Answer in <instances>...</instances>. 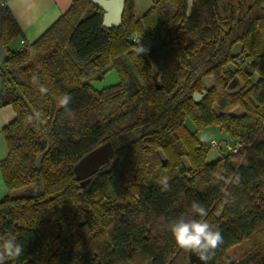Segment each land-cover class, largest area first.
Wrapping results in <instances>:
<instances>
[{
	"label": "trees",
	"instance_id": "obj_1",
	"mask_svg": "<svg viewBox=\"0 0 264 264\" xmlns=\"http://www.w3.org/2000/svg\"><path fill=\"white\" fill-rule=\"evenodd\" d=\"M2 2L0 108L10 106L14 118L1 130L0 236L14 235L24 249L5 264H188L170 227L200 219L193 201L223 236L207 264H264V0H193L189 15L187 0H156L139 19L126 0L121 25L107 29L89 0H72L20 51L8 48L21 31ZM134 35L151 45L139 55ZM109 67L120 83L94 91L87 81ZM235 78L242 89L229 93ZM64 94L71 114L58 106ZM35 113L43 124L26 122ZM186 119L241 147L207 162ZM106 142L113 157L82 189L73 166ZM216 173L240 182L213 183ZM242 242L250 251L233 263L227 253Z\"/></svg>",
	"mask_w": 264,
	"mask_h": 264
},
{
	"label": "clouds",
	"instance_id": "obj_2",
	"mask_svg": "<svg viewBox=\"0 0 264 264\" xmlns=\"http://www.w3.org/2000/svg\"><path fill=\"white\" fill-rule=\"evenodd\" d=\"M9 6H11V0ZM135 51L139 55L141 52H144L145 49L138 46ZM32 82L33 84H39L38 76L33 75ZM39 91L44 94L47 93L48 89L40 85ZM71 99L70 95L64 94L60 96L57 101L58 106L65 109L69 114H71V110L68 108V105L71 103ZM34 121H39L40 124L44 123L40 113L26 116V122L28 124H32ZM168 180L169 177L165 175L158 181L162 186V191L168 190ZM220 182L225 185L238 184L240 182V177L238 174L226 177L221 173H216L213 183ZM223 191L225 196L223 203L228 204L230 202L228 197H230L231 194L227 190ZM190 211L193 216H199L200 219H185L181 217L171 224L170 231L176 245L180 249L194 253L201 261L207 264V261L215 255V250L223 244V236L218 228H215L204 219L207 217L208 212L201 203L193 201L190 206ZM23 253L24 249L17 243L14 235L7 234L5 236H0V264H5L7 259L19 258Z\"/></svg>",
	"mask_w": 264,
	"mask_h": 264
},
{
	"label": "water",
	"instance_id": "obj_3",
	"mask_svg": "<svg viewBox=\"0 0 264 264\" xmlns=\"http://www.w3.org/2000/svg\"><path fill=\"white\" fill-rule=\"evenodd\" d=\"M90 3L103 12L102 27L115 28L121 25L122 15L126 0H89ZM193 5V0H187L186 14L189 15ZM8 55L1 43V4H0V63L7 59ZM152 80L154 84H158L156 72L152 68ZM88 85L96 92H102L110 89L120 83L116 71L109 67L102 72L100 77H92L87 81ZM242 89V84L235 78L227 86L229 93H235ZM203 96L195 94L193 101L198 102ZM115 153L114 145L106 142L95 148L91 152L84 155L72 168L73 174L82 189H85L92 176H94L100 168L109 164ZM45 152L36 160V167L39 169L41 160ZM219 214L216 215V218ZM188 264H204L194 253L187 251Z\"/></svg>",
	"mask_w": 264,
	"mask_h": 264
},
{
	"label": "crops",
	"instance_id": "obj_4",
	"mask_svg": "<svg viewBox=\"0 0 264 264\" xmlns=\"http://www.w3.org/2000/svg\"><path fill=\"white\" fill-rule=\"evenodd\" d=\"M72 0H3L14 18L21 35L8 43L11 51H20L34 43L71 5ZM144 2V3H143ZM156 0H130L132 14L139 19ZM145 4V6H144Z\"/></svg>",
	"mask_w": 264,
	"mask_h": 264
},
{
	"label": "rangeland",
	"instance_id": "obj_5",
	"mask_svg": "<svg viewBox=\"0 0 264 264\" xmlns=\"http://www.w3.org/2000/svg\"><path fill=\"white\" fill-rule=\"evenodd\" d=\"M134 1L136 2L137 0ZM138 1L140 3L141 0ZM134 37L136 39V43L142 48H149L151 46L149 40L145 36L134 35ZM233 53L240 54V48L238 47V45L234 46ZM230 68L234 70L233 66H231ZM256 80H257V76L254 75L252 77V82L254 83L256 82ZM206 83H209V85H211V82L210 81L208 82V79ZM209 85H205V86L208 87ZM232 114H234L235 116L241 115V111L236 110ZM13 118H14V113L10 106L0 108V162L4 160L7 156V147L1 135V130L5 125H7L11 120H13ZM185 127L189 131V133L195 136L196 140L201 146L206 147L208 149L209 153L207 157V162L209 163L217 160L219 157H221V154L223 155L228 154L229 151H227L226 149L227 145L234 146L233 141L229 140L226 134L224 133V131L220 130L218 127H211L202 130H197L194 124L191 123V121L188 119H186L185 121ZM210 140H214L218 144V148H211L209 146ZM20 192L21 191L15 193L19 194ZM6 194H7V190L3 184L1 171H0V200L4 196H6ZM249 251L250 249L248 245L242 242L237 246L233 247L232 249H230L227 255L228 258L231 260V262L236 263L247 253H249Z\"/></svg>",
	"mask_w": 264,
	"mask_h": 264
},
{
	"label": "built area",
	"instance_id": "obj_6",
	"mask_svg": "<svg viewBox=\"0 0 264 264\" xmlns=\"http://www.w3.org/2000/svg\"><path fill=\"white\" fill-rule=\"evenodd\" d=\"M132 40H133V42L136 43V39H135V37H133ZM241 61H242V60H240V62H241ZM209 146H210L211 148H218V144H217L214 140H210V142H209ZM240 147H241V144H239V143L236 142V143H234V146L227 145V146H226V149H227V151H229V153L233 154V153H236L237 150H238Z\"/></svg>",
	"mask_w": 264,
	"mask_h": 264
}]
</instances>
